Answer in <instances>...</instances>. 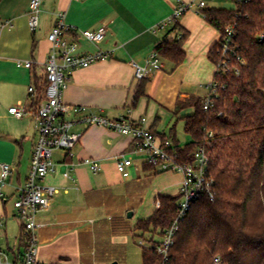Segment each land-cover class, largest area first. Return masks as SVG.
Here are the masks:
<instances>
[{
	"label": "crops",
	"instance_id": "0c3cea01",
	"mask_svg": "<svg viewBox=\"0 0 264 264\" xmlns=\"http://www.w3.org/2000/svg\"><path fill=\"white\" fill-rule=\"evenodd\" d=\"M192 1L42 0L38 29L31 33L30 0H0V162L12 167L5 186L0 187V245L8 254L22 251L21 223L12 204L17 189L26 183L37 137L35 112L31 108L33 98L28 88L45 80L44 63L50 49L47 35L58 15L65 14V24L74 31L68 39L77 43L80 54L96 51L109 54L103 62L67 71L63 102L100 112L110 120L127 116L158 140L182 149L191 143L184 133L183 119L194 110L190 106L178 107L191 97L202 100L207 95V86L216 71L208 56L220 34L193 11L182 16L175 29L167 27L154 33L152 28L170 17L179 3ZM228 1L232 3L207 0L206 8L229 9ZM100 26L107 28V34L99 44L88 43L79 36V31H93ZM181 34L186 35L181 64L174 66L157 55L159 68L142 81L134 79V64L144 66L157 45ZM17 61H31L32 67L19 68ZM139 87L141 95L135 100ZM14 106L23 108L22 118L9 114V108ZM74 131L83 132V136L73 149V157L65 160L63 152H55L54 172L42 182L56 188L58 194L37 216L38 260L42 264L136 261L131 248L139 238L135 225L127 222L134 214L127 217L129 209L124 195L137 191L143 180L157 184L165 173L145 169L146 156L129 137L99 127H76ZM140 155L141 161H133V156ZM121 156L132 159L126 177L116 169ZM84 159L97 161L101 170L91 173L82 164ZM65 172H69L70 178L64 177ZM169 174L175 177L174 183L153 192L150 198L153 208H147L149 211L142 220L155 212L158 196H173V189L179 194L181 176ZM139 260L141 264V251Z\"/></svg>",
	"mask_w": 264,
	"mask_h": 264
},
{
	"label": "trees",
	"instance_id": "16d2710c",
	"mask_svg": "<svg viewBox=\"0 0 264 264\" xmlns=\"http://www.w3.org/2000/svg\"><path fill=\"white\" fill-rule=\"evenodd\" d=\"M201 16L220 34L219 42L226 28L234 27L232 45L244 65L229 54V66L235 67L238 75H214L220 89L210 111H203L202 100L194 97L178 107L190 106L194 113L183 119L191 143L174 148L177 160L191 164L196 149L209 140L206 154L214 199L200 196L191 205L179 223L168 264H211L216 256L225 264H264V0L235 4L233 10L205 8ZM176 26L174 22L168 28ZM185 39L181 34L172 41L164 40L154 53L178 66L185 58ZM219 42L209 52L213 64L220 61ZM46 83V76L35 82L34 112ZM140 95L139 87L135 100ZM179 200V195L158 196L155 212L136 222L134 229L141 234L137 238L150 234L147 242L155 245L174 220ZM160 262L152 248L142 247L141 264Z\"/></svg>",
	"mask_w": 264,
	"mask_h": 264
},
{
	"label": "built area",
	"instance_id": "2783aa9c",
	"mask_svg": "<svg viewBox=\"0 0 264 264\" xmlns=\"http://www.w3.org/2000/svg\"><path fill=\"white\" fill-rule=\"evenodd\" d=\"M206 1L194 0L187 4L179 3L170 17L152 28V31L156 33L164 30L191 11L201 15V11L206 8ZM231 1L240 6L248 4L251 0ZM41 5L42 0H30L28 27L31 33H35L38 29ZM64 17L63 13L58 15V21L47 35V41L50 44L49 54L44 63L47 83L43 99L35 112L37 137L26 183L22 188L17 189V195L12 204L16 217L21 223L22 251L10 255L0 245V264H42L38 260L36 230L39 225L37 216L49 206L51 200L58 194L56 188L44 186L42 182L54 172L55 164L52 157L55 152H63L65 160L73 157V149L83 136V132L74 131L76 127H99L129 137L133 140L136 149L145 154L147 165L162 173H177L181 176L178 194L180 200L176 216L157 243L146 248H152L160 256V264H168L169 250L174 244L179 223L186 216L191 205L200 196H205L209 201L214 199L212 181L208 176L206 154L209 140L203 142L196 149L191 164H183L177 160V155L170 142L158 140L149 130L138 126L127 116L110 120L100 112H90L86 107L65 104L62 100V93L67 87V71L85 69L98 62H103L109 58V54L102 51L80 54L77 43L68 39V35L74 31L65 24ZM78 33L86 42L99 44L104 41L107 28L100 26L93 31L85 30ZM234 36V27H227L219 42L220 61L214 64L215 74L217 72L222 74L234 72L238 75L236 68L229 66V54L240 61L235 56V49L232 45ZM240 63L244 65L242 61ZM16 66L31 69L32 62L17 61ZM158 68L157 55L153 53L144 66L134 64V79L142 81L150 76L152 70ZM219 89V83L214 80L207 86V95L201 102L203 111L207 112L213 108V99L217 96ZM28 94L31 98L36 96L34 86L28 88ZM8 112L17 119L22 118L25 113L23 108L18 106L9 108ZM209 138H211V134H209ZM82 164L88 167L93 174H97L101 170L100 164L95 160L84 159ZM131 166L132 159L127 156H121L116 163L117 172L124 177L128 175L127 169ZM69 168L72 169L73 166L70 165ZM11 172L12 167L9 164L0 162V187L5 186ZM64 177L70 178L69 172H65ZM211 264L225 263L219 256H216L213 257Z\"/></svg>",
	"mask_w": 264,
	"mask_h": 264
},
{
	"label": "rangeland",
	"instance_id": "374dc122",
	"mask_svg": "<svg viewBox=\"0 0 264 264\" xmlns=\"http://www.w3.org/2000/svg\"><path fill=\"white\" fill-rule=\"evenodd\" d=\"M230 3V4H229ZM227 10H233L235 9V4L231 3V2H227L226 4ZM233 7V9H232ZM182 139V138H181ZM133 161L138 162L141 161L142 156H133L132 157ZM177 174V173H174ZM134 175V174H133ZM133 177V176H131ZM175 181V177H173L172 175H170L169 173H165L162 175V177L160 179H158V182L156 184L154 183H150L149 180L144 181L143 183H141L139 185V188L137 189V191H127L126 195H124V200L127 203V207H128V213H133L134 216L131 219H127V222L132 223L133 225L136 224V222L138 220H142L146 218V211H149V209H151L150 207L153 208L152 205V201H151V195L153 194V192L157 189H161V187H163L164 185H170L172 183H174ZM176 190H172V194L173 196L177 195V192H175ZM149 207V209H147ZM147 209V210H146ZM141 235L140 233H138V236ZM151 235L150 234H143L142 237L139 238V240H135V245L131 248V250L133 251V255L135 253V260L133 262H130L128 264H140V260H139V254L140 251L142 249V247L145 248H149L150 245L147 242L150 239Z\"/></svg>",
	"mask_w": 264,
	"mask_h": 264
},
{
	"label": "water",
	"instance_id": "95a60500",
	"mask_svg": "<svg viewBox=\"0 0 264 264\" xmlns=\"http://www.w3.org/2000/svg\"><path fill=\"white\" fill-rule=\"evenodd\" d=\"M127 217H128V218H131V217H132V213H128V214H127ZM112 264H117V263H112Z\"/></svg>",
	"mask_w": 264,
	"mask_h": 264
}]
</instances>
